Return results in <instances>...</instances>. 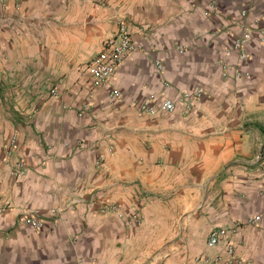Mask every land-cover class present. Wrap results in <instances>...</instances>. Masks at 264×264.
<instances>
[{"label":"crops","instance_id":"1","mask_svg":"<svg viewBox=\"0 0 264 264\" xmlns=\"http://www.w3.org/2000/svg\"><path fill=\"white\" fill-rule=\"evenodd\" d=\"M263 13L264 0H0V264H226L207 239L236 224L237 256L264 264V166L220 169L257 151L264 165L254 109L239 105L251 94L232 90L264 77V43L254 32L249 78L224 79L217 65L226 30L256 31ZM120 20L141 48L115 70V99L81 70ZM197 87L187 113L138 110ZM24 212L43 226L22 223Z\"/></svg>","mask_w":264,"mask_h":264},{"label":"built area","instance_id":"2","mask_svg":"<svg viewBox=\"0 0 264 264\" xmlns=\"http://www.w3.org/2000/svg\"><path fill=\"white\" fill-rule=\"evenodd\" d=\"M19 0H16V6H18ZM216 9V5L210 3L206 9L203 10L205 16H210ZM246 10L241 9L240 14L245 15ZM264 18V13L256 17L253 20V24L256 27L254 31L251 26H243L238 32L227 31L228 40L226 41V47L223 51V57L217 60L219 66L220 76L224 79H242L249 78L250 71L245 68L250 59L248 51L249 44L254 38V32L257 34V39L260 43H264V26H260V20ZM141 46L135 42L124 20H120L117 23L115 32L104 39L102 49L90 59V61L83 67L81 74L89 77L93 86L106 87L110 97L118 99L120 97V91L112 85L111 79L115 73L117 67L122 63L124 58L137 50ZM235 56V61H231L229 57ZM158 69L162 68L160 60L155 61ZM53 96H58L59 91L56 87H52L50 90ZM205 93L204 87H197L190 90H184L177 101L164 98L158 103H153L152 99L141 101L138 104V110L141 114L154 115L158 112H173L177 106L181 107L184 113L193 109L196 99L202 97ZM17 148V138L12 136L9 138L4 146V153L6 156H11ZM99 164V161L96 162ZM25 172L24 162L21 159H15L12 163V176L19 178ZM101 212H118V206L114 203L104 202L101 205ZM264 211V208H263ZM51 213H55V210H51ZM261 214L253 215L246 219L247 224L258 225L261 221ZM19 220L31 225L32 227L39 229L43 226V220L37 216L24 212L19 216ZM238 227V224L231 227L221 226L213 229L207 239V245L209 247L222 245L226 257V264H246L245 260L238 257L235 253L234 244L232 242V234ZM220 259L219 256H215L213 260L205 259V264H213ZM80 264V263H76Z\"/></svg>","mask_w":264,"mask_h":264},{"label":"rangeland","instance_id":"3","mask_svg":"<svg viewBox=\"0 0 264 264\" xmlns=\"http://www.w3.org/2000/svg\"><path fill=\"white\" fill-rule=\"evenodd\" d=\"M232 90L234 92H242L246 94L244 97H246L248 94H251L249 96L250 99H248V102L247 100L241 99V102L239 101V105L242 107L243 110L246 111L247 108L251 106L252 109H254V115L250 117L251 120L258 121L259 123L264 125V77H256L255 79L253 78V82H251L250 85L244 83V86L236 87L234 84ZM236 158L237 156L234 157L232 161H229V163L222 164L220 169L223 168L224 170L226 168H230L233 164H243L245 166H258L259 169L264 166L263 164H258L261 158H263V154L259 153L258 151L252 154L251 157H245L244 159Z\"/></svg>","mask_w":264,"mask_h":264},{"label":"trees","instance_id":"4","mask_svg":"<svg viewBox=\"0 0 264 264\" xmlns=\"http://www.w3.org/2000/svg\"><path fill=\"white\" fill-rule=\"evenodd\" d=\"M253 125L260 131V133L264 136V125L259 123V122H256V123H253Z\"/></svg>","mask_w":264,"mask_h":264}]
</instances>
